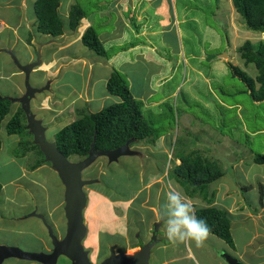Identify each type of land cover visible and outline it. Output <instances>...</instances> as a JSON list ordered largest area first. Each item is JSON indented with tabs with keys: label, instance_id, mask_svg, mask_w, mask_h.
<instances>
[{
	"label": "rangeland",
	"instance_id": "rangeland-1",
	"mask_svg": "<svg viewBox=\"0 0 264 264\" xmlns=\"http://www.w3.org/2000/svg\"><path fill=\"white\" fill-rule=\"evenodd\" d=\"M103 1L104 4L99 9L95 0H90L85 5L88 6L86 9L89 11V20L98 27L101 38L105 39L125 27L124 18L129 23V12L128 15L126 13L129 9L120 14V3L125 1L130 7L134 6L133 1L137 0H114V5L107 3L111 0ZM33 2H30V11L33 9ZM69 2L74 3L75 0ZM111 6L113 9L110 11ZM143 9H146L145 14ZM134 11L136 16L139 12L144 19L140 28H134L130 32V37L136 34V39L130 42L133 45L129 43L130 47L126 50H121V46L109 48L105 45V48L111 52L110 58L114 59L115 65L127 55L136 59L132 63H123L118 68L125 73L128 81L129 75L132 77L134 92L139 93L145 88L148 91L154 90L152 94L139 99L143 100L144 110L150 114L149 117L154 121V127L161 131V136L155 144L149 140L130 143L132 153L120 156L117 160L110 161L107 156H99L83 171L84 178L97 179L95 183L104 187V193L112 197L113 209L114 205L124 206L122 224L107 223L104 228L109 230L108 232L92 231L90 226L94 227V221L97 219L95 209L104 207L103 196H109L100 193L94 185L92 189L90 185L85 187L86 193L90 195V201L85 208V221L89 228L88 235L90 234L86 245L94 247L96 251L99 246L107 244L108 240L121 238L115 231L133 228L132 217L125 221L123 210L128 215V208L131 206L130 212L137 209V213H142L143 219L147 221L151 211L142 208L140 202L143 200L142 203L146 205L148 203L145 200L149 199L155 208L159 209L165 203L169 185L182 190L183 194L197 205L207 201L199 192L190 193L175 177L168 176L175 162L171 159L182 152V149H185L187 154L198 150L215 161L224 171L221 178L209 185V196L219 200V197L227 198L229 193L235 194L236 198L240 194L242 197L245 195L248 202L243 211L252 213L260 210L264 199L261 195H264V163L254 161L255 155H264V101L256 105L249 92L245 91L244 83L230 76L231 68L223 61L229 60L254 76L258 72L256 67L253 64L244 66L238 48L245 40H264V35L246 26L232 0H138ZM113 13L116 14L114 20ZM11 16L17 22L20 13L14 12ZM83 22L87 24L85 20ZM30 23L28 20L24 23V34L16 30L15 34L22 36L20 39L25 37L26 31L29 34L28 28L33 27L34 19ZM34 34L35 32H31L32 36ZM1 40L4 42L0 44V93L11 100V111L0 131L3 140L0 152V181L4 185L0 193V241L2 237L8 240L18 239L23 247L29 248V244L35 242V234H7L8 227L16 225L17 229H33V226L40 228L41 220L31 215L36 211L44 214L49 224L55 220L58 231L63 234L66 221L62 208L58 207V203L63 199L62 182L51 167L39 170L33 167L37 166L43 156L38 146L25 151L19 142L26 140V137L7 133L6 123L22 106L17 100V85L25 86V72L17 61L23 57L19 63H28H24L26 57L24 51H21L22 40H18V43L15 41L21 49V58L14 50L15 42L10 40L7 33H1ZM37 43L35 56L43 52L41 41ZM86 48L83 45L77 51L89 52ZM226 52L227 55L221 56ZM139 54L154 59L145 61L141 56H137ZM217 54L219 56L215 58ZM93 58L97 64L103 61L94 53ZM216 59L217 62L214 63ZM13 70H18L22 76L13 77ZM80 72L81 68L71 67L66 70L65 75L62 73L59 76L62 84L60 90L63 91H59V97L53 95L52 91L49 92L50 87H47V91L43 90L44 94L36 93L32 99L33 112L49 125L47 138L50 141L55 140L56 133L77 119L82 111H99L118 101V97L113 95L104 98L106 85L98 80L94 98L88 102L89 98L84 94L82 98L78 97L76 102L73 98L80 91L84 93L82 83L87 80L85 73ZM39 79V73L34 71L30 82L34 86ZM229 88V93L225 94ZM62 97L64 101L60 102ZM71 159L82 160L78 156ZM150 186L154 199H151L150 191L146 193L145 190ZM95 192L100 196H94ZM114 195L117 196V202ZM139 223L137 220L136 225ZM233 232L237 237L238 234H247L238 224L233 225ZM99 234L101 237L97 240ZM160 234L164 232L160 231ZM243 239H246V236ZM238 240L241 241L239 237ZM35 246L39 248L38 243H35ZM107 249L102 252L107 253ZM96 251L92 254L94 259L97 257ZM155 252L154 249V254ZM245 257L250 261L257 259V256L250 253ZM154 262L152 259L151 264Z\"/></svg>",
	"mask_w": 264,
	"mask_h": 264
},
{
	"label": "crops",
	"instance_id": "crops-1",
	"mask_svg": "<svg viewBox=\"0 0 264 264\" xmlns=\"http://www.w3.org/2000/svg\"><path fill=\"white\" fill-rule=\"evenodd\" d=\"M33 1L34 0H0V36H1V33H7V36L10 37V40H13L14 42L17 41L18 43V40H22V46H23L22 50L19 47H17L16 42H15L14 50L20 58H21L20 50L24 51V54L26 57L24 63H30L32 61L39 62L37 65L34 66L32 71L30 72V78H31V74L34 71L39 73V77H40L39 82L35 84L34 87L44 88L46 91H47L46 88L50 87L49 92L52 91L53 95H57V97H59L60 96L59 91L63 93V91L60 90L62 84L60 82L59 76L62 73L63 75H65L66 70L68 68L76 67V68H81L82 72L85 73L84 75L87 76L86 82L82 83L83 84L82 88H84V91H83L84 93L80 91L73 98L76 100V102H77L78 97L82 98L84 94L88 96L89 98L88 102H90V100L94 98L93 95H94L95 85H96V82H98V80L100 82H105L106 96H104V98H110L109 95L111 94L107 90V81L114 70H118L124 75L126 81L128 82L131 88L133 95L136 98H144L154 92V90L148 91L147 88L141 90V92L139 93L134 92V81L132 80V77L129 75V78L131 81L130 83V81L127 80V76L125 75V73H123V71L118 68V66L122 65L123 63H132L133 61L136 60L135 58L132 59L130 55H127L123 57L122 59H120L118 61L120 63L117 65H115L113 58L102 57V56L100 57L103 59V61H101L100 64L95 63L94 58H93L94 52L92 50L90 51V49L86 45H84V43L82 42L83 33L85 32L87 27H89L90 25H93L94 23L89 20L90 17L88 16V17L83 18L80 21V24L77 29H71L68 25V14H69L70 5H71L69 0L66 2V4H63L64 6H61L60 8L61 9L60 12L65 22V25H64V33L59 36L43 34L37 30V23L35 21L36 16L34 12L33 14L31 12L33 9L31 11L28 10L30 2H33ZM113 1L114 0L111 1V5H114ZM133 4L134 6L130 5L129 7V3H126L125 1H122L120 3L121 5L120 14H123L122 12L127 9H130L131 11L129 15L130 16L129 23H127L126 19L123 16L125 27L122 30L120 28V30L116 34L114 35L112 34V36L110 37H107L105 39L101 38L104 46L106 45L109 48H113L114 46H121L120 48L121 50H126L127 47H130L128 46V44L136 39V34L130 37V32L132 29H134V25H133L134 23H132V20H133L132 15L133 14L134 16L136 15V12L134 11V7L138 6V0L133 1ZM112 9H113V6H111L109 10L111 11ZM145 10L146 9H143L144 14H145ZM14 12L20 13V18L17 22L11 16V14ZM127 12L129 11H126V13ZM22 16H23V19H22ZM25 19L28 20V23H30L32 19H34L35 23H33L32 25L33 27L28 28L30 30L29 34H27V31H26L25 37L20 39V37L22 36L16 35L17 34L16 30L24 34L25 32L24 23L26 22ZM143 19L144 18L140 16V13L137 12V23L139 24L137 28L141 27ZM83 20H85L87 24H85ZM31 32H35V34L32 36ZM39 35H41L43 38ZM39 40L41 41V45H43L42 46L43 52L41 55L35 56L36 54L35 51L37 49V44H38L37 42ZM3 42L4 41L1 40L0 44H3ZM117 42L119 43L117 44ZM83 45L87 47L86 50L89 52L77 51ZM137 56H141L142 59L145 61L154 59L152 57L147 58L144 55H140V54ZM22 59L23 57L21 58V60H19V62L22 61ZM16 61L17 60H15V63ZM82 72L80 73L83 74ZM73 73L74 72L72 71V74ZM11 75H13V77L22 76V74H20L18 70H15V71L13 70L11 72ZM24 79L26 82L25 74H24ZM69 85H70V82H69ZM16 89L18 91V96L21 97L26 92V84L25 86L17 85ZM40 93L44 94V91L43 92L41 91ZM32 99H31V105H32ZM120 100L121 99L118 97L117 102H119ZM63 101H64V97L61 98L60 102H63ZM148 102L150 103V100ZM42 121L48 131L49 125L47 124V121H44V119H42ZM46 167H51V169H53L55 173H57L55 168L48 162H45L42 165L35 167V169L39 170L41 168H46ZM85 187H84V191H85ZM62 190H63V199L58 203V207L62 208L63 217L66 221V228L63 234H60V232L58 231L55 220L52 223H50L51 224L50 225L47 222V218L44 214L37 213L35 211V212H32L31 215H34L35 217L41 220V225L38 222L40 225V228L33 226V229L32 228L27 229L24 227H22V229H17L16 225H12V226H9L8 227L9 229L7 230V234H15V233L35 234V237H36L35 242H31L29 244V248L23 247V245L20 243L18 239L8 240L5 237H2L3 239L0 241V245H4L8 247H17L21 249L22 251L26 253H31V254H42V255L56 254L58 252V249H57L58 246H56L53 236L51 234H54L57 240L60 242L66 236V233H67V217L65 213V204H66L65 186L63 183H62ZM145 190H147L146 193L150 191L149 195L151 196V199H154L153 198L154 193L152 192V187L150 186L148 189L145 188ZM93 195L98 196L99 194L95 192ZM240 195H238V198H236L237 196H235V194L229 193L227 194V198L219 197L220 198L219 200H217L216 198H213L214 205L217 204L220 208L228 211L229 213V216L231 219L230 230H231V233L234 239V245L232 246L225 239L221 238L220 236L214 233H211L209 238L204 242L203 246L199 248L195 246L194 242H190V247L184 243H176V244L171 243L166 236L164 222H163V219L161 218L162 211H163V205L160 206L159 209H157L155 208L154 203L146 198H145L146 200L145 199L144 200L148 204L145 205L144 203H142L143 200L140 202V204L142 208L148 209L149 211H151L149 216H147L148 217L147 221L143 219L144 216L142 215V213L141 214L137 213V209L136 211L134 210L133 212H130L131 206L128 208V215H126V211L123 210L125 221H127L129 218L132 217L133 223H134L133 228L132 229L125 228V230L115 231L116 234L121 235V238L120 239L114 238V239L108 240L107 244L103 245V247H101L102 245L99 246L97 251L94 250V247L86 245L87 237L90 234L88 235L89 228L85 221V209H84L83 216H84V223L87 227V234L84 237L82 243L84 245V248L89 251V258L91 262L93 264H100L104 259L110 256V253H111L110 251L112 247H114L116 252L132 253V254L136 253L140 249L141 245L151 240L153 236V231H154L153 223L157 222L156 225L158 226V230H157L158 232H156V236H157L158 241L152 247L151 256L149 259L150 264H151L152 259L155 260L154 264H230L226 256L236 257L237 259L242 261L244 264H264V199L260 204L259 211H257L256 213H252L250 211L245 212L243 210H244L245 205H247L248 199H247V196L244 195V197H242ZM261 195L264 196L263 194ZM89 196L90 195L87 194V197H88L87 205L90 201ZM109 197L103 196L104 198L103 201L105 203L104 207L95 209L97 219H95L94 221V227L89 225L90 230L92 231L96 230L97 233H99L100 231L108 232L109 230H106L104 228V226L107 223L122 224V207L124 206L120 207L121 204L114 205L115 208L113 209L111 204L114 203L113 202L114 200L111 199L112 197L110 198ZM115 199L117 202L118 199L117 198ZM92 202H93V198H92ZM206 203H208V201L203 202V204L201 205H197L194 203L195 209L198 206H207L208 204ZM137 220L140 221L138 226L136 225ZM141 222H143V224H141ZM235 224H238L239 228H241L243 232H247V234H238V237L240 238L241 241L238 240V237L233 232V225ZM43 228H45V230ZM41 229L44 230V232ZM160 231H163L164 234H160ZM244 236H246V239H243ZM100 237L101 235L98 237L97 240H100ZM35 243H38L39 248L35 246ZM105 248H108L107 253L102 252L105 250ZM154 249L156 250L155 254H154ZM93 251H96V254H97L96 259L93 258V255H92ZM249 253L251 255L257 256V259L253 261L246 259L245 256H247ZM57 257H58L57 264H72V261L63 253H59ZM183 261H186V263H182ZM1 264H42V262L36 259H26V258L11 256V257L5 258Z\"/></svg>",
	"mask_w": 264,
	"mask_h": 264
},
{
	"label": "trees",
	"instance_id": "trees-1",
	"mask_svg": "<svg viewBox=\"0 0 264 264\" xmlns=\"http://www.w3.org/2000/svg\"><path fill=\"white\" fill-rule=\"evenodd\" d=\"M68 0H34L33 10L36 16L37 30L43 34L59 36L64 33L65 22L61 15V6ZM97 1V2H96ZM112 1V0H111ZM111 1L107 2L108 4ZM90 0H76L71 3L68 14V25L71 29H77L80 21L89 16V11L85 5ZM92 2V1H91ZM96 5L103 6V0H95ZM237 12L244 19L246 26L256 32H264V0H232ZM93 6V5H92ZM90 9V8H89ZM129 15L131 13L130 9ZM128 13V12H127ZM116 14H112V20L116 19ZM132 23L137 28V16L132 15ZM136 21V22H135ZM82 42L95 54L102 57H110L100 37L99 29L95 24L87 27L82 35ZM131 45H133L131 43ZM240 57L244 61V66L253 64L257 69V74L251 75L245 69L229 60H223L231 68L229 74L233 78L242 81L256 105L264 101V40L253 42L245 40L238 48ZM217 62V59L214 63ZM223 62V63H225ZM107 90L111 95L119 97V102L112 103L103 109L95 112L82 111L79 117L62 129L55 136V141L59 150L69 159L73 156L83 159L90 155L92 147L96 151L113 150L128 141L130 143L151 141L156 143L161 136V131L154 127V121L150 114L144 110L142 99L136 98L126 81L124 75L114 70L107 81ZM230 88L225 91L229 93ZM233 92H230L232 94ZM11 111V100L0 93V131L6 116ZM150 116V117H149ZM5 128L8 134H19L26 137L19 143L24 150L39 147L43 154L37 166L46 162L45 155L40 146L35 143L34 135L27 128V115L24 109L19 108L15 111L11 119L6 123ZM3 140L0 133V152ZM184 150V151H183ZM176 154V159L168 176L175 177L177 182L187 188L190 193H200L208 201L207 206H198L195 211L199 218H204L214 233L225 239L231 246L234 239L230 230L231 219L228 211L220 208L213 203V197L208 194L209 185L222 177L224 171L215 161L201 154L198 150L186 153L185 149ZM72 160V159H71ZM179 161V162H178ZM254 161L264 163V155L254 156ZM50 163V162H48ZM37 166H33L34 168ZM98 188L100 193H104L103 188L96 183L90 185L91 189ZM3 185L0 181V193ZM97 193V192H96ZM107 196H110L104 193ZM115 198L117 196L114 195ZM94 198V196H93Z\"/></svg>",
	"mask_w": 264,
	"mask_h": 264
},
{
	"label": "water",
	"instance_id": "water-1",
	"mask_svg": "<svg viewBox=\"0 0 264 264\" xmlns=\"http://www.w3.org/2000/svg\"><path fill=\"white\" fill-rule=\"evenodd\" d=\"M225 54L227 55V52L221 54V56ZM218 56L219 54L215 58H218ZM38 63L31 62L21 65L17 61V64L24 70L26 75V92L21 97H18L17 100L21 102L22 108L27 115V128L34 135L35 143L40 146V149L45 155V160L52 164L65 186L67 233L60 242L54 234H51L56 246H58V252L54 255L31 254L17 247L0 245V264L5 258L11 256L36 259L42 262V264H57V256L59 253L65 254L72 261V264H93L89 258V251L84 248L82 243L87 234L83 210L87 206L88 197L84 191V187L95 183L97 179H84L83 171L99 156H107L110 161H113L117 160L120 156L132 153L130 141L113 150L96 151L92 147L90 155L80 161H72L69 159L59 150L55 141L48 140L46 126L31 108V99L36 93L44 90V88L32 86L29 79L30 72ZM157 230L158 226L155 225L151 240L141 245L136 253L116 252L114 247H112L110 256L100 264H150L149 259L152 247L158 241L156 236ZM226 258L230 264H244L236 257L226 256Z\"/></svg>",
	"mask_w": 264,
	"mask_h": 264
},
{
	"label": "clouds",
	"instance_id": "clouds-1",
	"mask_svg": "<svg viewBox=\"0 0 264 264\" xmlns=\"http://www.w3.org/2000/svg\"><path fill=\"white\" fill-rule=\"evenodd\" d=\"M259 33L264 34V32ZM165 196L161 218L168 240L173 244L184 243L189 247L190 242H194L197 248L202 247L211 235V229L206 219L197 217L195 202L184 195L182 190L171 185Z\"/></svg>",
	"mask_w": 264,
	"mask_h": 264
},
{
	"label": "flooded vegetation",
	"instance_id": "flooded-vegetation-1",
	"mask_svg": "<svg viewBox=\"0 0 264 264\" xmlns=\"http://www.w3.org/2000/svg\"><path fill=\"white\" fill-rule=\"evenodd\" d=\"M157 224V222L153 223V229H154V226ZM158 232V231H157Z\"/></svg>",
	"mask_w": 264,
	"mask_h": 264
}]
</instances>
